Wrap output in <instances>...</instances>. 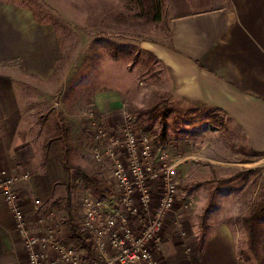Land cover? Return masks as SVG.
Wrapping results in <instances>:
<instances>
[{
  "label": "rangeland",
  "instance_id": "1",
  "mask_svg": "<svg viewBox=\"0 0 264 264\" xmlns=\"http://www.w3.org/2000/svg\"><path fill=\"white\" fill-rule=\"evenodd\" d=\"M4 1L26 7L37 22L52 26L56 33L60 56L48 78L21 71L18 59L0 60V73L10 77L24 101L21 105L28 107V121L41 124L38 131L24 130L33 134L36 147L42 141L46 146L55 136L50 130L59 118L64 128L65 123L72 128L80 123V133H73L80 140L74 157L80 169L72 172L67 196L70 223L78 224L75 214L86 191L104 202L103 213L112 206L111 168L114 160L127 159L116 140L131 130L151 138L156 169L162 164L174 166L178 193L162 223L172 224L185 242L192 238L201 242L212 225H226L235 241L238 264H264V212L253 214L264 199V150L250 145L240 129L216 110L170 112L166 103L157 101L152 46L169 41L166 12L162 10L158 20L145 16L139 0ZM110 90L119 93L121 103L106 124L100 122L94 100L108 97ZM99 129L106 131V138L97 140L94 134ZM93 146L104 154L100 160L93 158ZM26 173L29 176L27 168L21 176ZM48 213L35 219L46 221ZM35 229L45 236L39 225ZM164 229L162 225V239Z\"/></svg>",
  "mask_w": 264,
  "mask_h": 264
},
{
  "label": "crops",
  "instance_id": "2",
  "mask_svg": "<svg viewBox=\"0 0 264 264\" xmlns=\"http://www.w3.org/2000/svg\"><path fill=\"white\" fill-rule=\"evenodd\" d=\"M163 10L170 37L167 43L152 46L157 61V101L166 103L170 112L216 110L240 129L250 145L264 150V0H163ZM59 56L52 26L37 22L21 4L0 0V60L18 59L21 71L46 79ZM117 93L110 90L108 97L95 98L100 122L110 123L121 103ZM23 102L10 77L0 73V167L17 177L29 170L28 178L17 180L14 189L31 225L35 221L45 233L42 250L46 261H56V242L74 247L61 145L52 137L46 146L42 141L36 147L33 134L28 136L24 130L36 127L38 131L41 124L36 119L28 121L30 111ZM170 112L168 116L174 117ZM64 126L69 134V164L76 166L71 183L72 172L80 169L74 158L80 140L73 138L74 132L80 133V123L74 128ZM50 132H56L55 125ZM158 190L156 182L153 197ZM35 200L40 201L38 206ZM48 210L53 211L49 221L35 219ZM48 225L55 227L50 233ZM163 227L166 237L154 254L161 264H238L235 241L226 225H212L201 242L180 240L172 224ZM0 264H28L14 215L1 195Z\"/></svg>",
  "mask_w": 264,
  "mask_h": 264
},
{
  "label": "built area",
  "instance_id": "3",
  "mask_svg": "<svg viewBox=\"0 0 264 264\" xmlns=\"http://www.w3.org/2000/svg\"><path fill=\"white\" fill-rule=\"evenodd\" d=\"M94 135L97 140L103 139L106 131L99 129ZM116 143L125 149L127 159L126 162L114 160L111 168L115 189L110 200L112 206L103 213L104 202L90 190L83 193L80 201L78 225L90 234L95 258H88L56 240L58 260L46 261L42 248L47 241L38 235L36 226H31L19 203L14 189L17 177L8 175L6 170L0 171V195L14 215L15 230L26 250L28 264H161L154 251L162 242L164 215L173 209L178 193L174 166L162 164L156 169L151 138L147 135L125 130ZM91 151L96 160L104 155L95 146ZM21 178H28V174ZM156 182L162 184L161 193L153 197L152 185ZM34 204L38 206L40 201L35 200ZM48 212L47 221L53 215L52 210ZM54 229L49 227L47 231Z\"/></svg>",
  "mask_w": 264,
  "mask_h": 264
},
{
  "label": "trees",
  "instance_id": "4",
  "mask_svg": "<svg viewBox=\"0 0 264 264\" xmlns=\"http://www.w3.org/2000/svg\"><path fill=\"white\" fill-rule=\"evenodd\" d=\"M141 4V10L145 16H151L152 19L158 20L163 10V0H139ZM55 136L53 139L58 140L61 145V160L66 195H69L71 171L75 169L74 166L69 164V148H68V131L63 127L60 120H57L55 125ZM79 169V168H77ZM258 212H264V199L258 203L256 208L253 209V214ZM72 243L76 250H83L84 255L88 258H95L96 254L93 248V241L90 234L83 228H79L77 224H71Z\"/></svg>",
  "mask_w": 264,
  "mask_h": 264
}]
</instances>
